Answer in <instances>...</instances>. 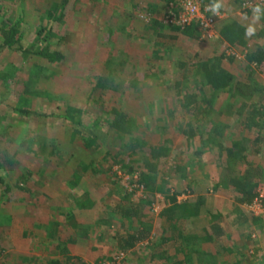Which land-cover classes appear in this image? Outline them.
Returning a JSON list of instances; mask_svg holds the SVG:
<instances>
[{
  "label": "rangeland",
  "instance_id": "rangeland-1",
  "mask_svg": "<svg viewBox=\"0 0 264 264\" xmlns=\"http://www.w3.org/2000/svg\"><path fill=\"white\" fill-rule=\"evenodd\" d=\"M43 1L0 0V46L4 23L21 16L22 46L37 52L47 45L38 38L41 15L47 13ZM192 1L201 15L208 7L213 25L184 22ZM212 1L69 0L49 45L60 53L57 62L0 47V176L11 170L7 181L14 186L4 194L0 182V264H47L63 254L67 264H264V177L251 202L238 201L226 178L244 165L227 163L226 151L215 142L224 139L230 146L238 136L248 159L264 168V119L249 128L236 113L227 116L226 98L209 100L197 71L199 61L218 57L236 77L234 90L261 87L253 98L264 100V64L248 62L247 49L229 45L220 34L224 22L237 19L255 28L250 46L264 47V4L251 0L249 9L247 0ZM153 20L161 23L156 31ZM96 82L104 83L103 90L90 96ZM198 84L207 94L200 108L212 116L219 111L218 120L229 126L226 136L216 132L207 143L198 126L209 130L216 119L185 104L192 92L201 100ZM232 101L234 111L244 100ZM68 106L84 109L74 116L78 123L62 116ZM112 108L133 118L134 134L146 142L137 151L130 150L128 136L122 140L106 126ZM91 126L101 138L90 149L84 140ZM192 126L197 135L185 141L183 131ZM257 135L259 145L253 143ZM149 158L158 162L155 190L141 180ZM69 165L78 168L77 175L86 169L75 186L69 184ZM173 196L178 203L190 202V208L198 205V212L186 217L179 210L172 227L162 213ZM214 225L221 234H214ZM177 227L190 239L188 253L179 249L182 239H163ZM144 229L146 239L122 247V236ZM208 232L214 241L206 240ZM64 245L62 254L58 249Z\"/></svg>",
  "mask_w": 264,
  "mask_h": 264
},
{
  "label": "trees",
  "instance_id": "trees-1",
  "mask_svg": "<svg viewBox=\"0 0 264 264\" xmlns=\"http://www.w3.org/2000/svg\"><path fill=\"white\" fill-rule=\"evenodd\" d=\"M20 3L24 4L27 0H19ZM47 4V13L45 16L41 15L40 20V26L38 28V35L39 39H43L47 42V45L42 47L37 52H31V48H24L22 46V40H23V32L20 30V27L24 21L25 16H21L19 20L16 22L11 23L12 20H10V23L5 22L3 25V28L1 30L2 37H3V44L0 47L8 46L10 48L16 47V49H19L24 55L29 56L31 53H34L37 56H42L43 58H46L49 62L54 63L57 62L58 59H60L59 52L54 51L51 52L49 50V45L51 44V38L52 35H57L55 33V30H57V27L61 25L63 22V18L66 11V6L68 4L69 0H60V2L57 1H50V0H44ZM43 1L42 4L45 2ZM216 0L212 1V5H214ZM23 9V8H22ZM152 27H154V30L156 31L159 25L161 23L158 20L152 21ZM195 26L192 24V27ZM191 27V26H190ZM246 29L247 27L241 23L237 19H230L223 23L220 34L222 37V40H224L226 43H228L231 46H242L247 49V52L245 54V57L248 62L255 63L258 66H262L264 64V47L262 45H257L255 47H251L248 42V36H246ZM263 34V33H262ZM194 67V66H193ZM106 68L108 69V72L110 71V65L106 63ZM197 71L201 72L203 74V77L205 78V81L203 80V85L205 87H208V91L210 92L211 99H218L222 96H224L225 103H226V109L225 114L229 116L232 113H236L235 115L240 118H245L244 123H246V127H254V126H261L260 121L264 119V100L258 99L256 100L254 97V94L256 90H261V87L254 88V91H244V90H234V87L238 83L236 81V77L230 73L223 65L222 61L218 57L214 58H208L201 60L197 63ZM31 73L35 74L34 71H31ZM37 73V72H36ZM187 78V77H185ZM181 84V82H178L177 85ZM104 83L101 85L99 82H96L94 85V91L90 94V96H95V94L99 90H103ZM199 89H201L202 97L200 100V95L197 93H191L187 94L185 96L186 98V105L193 106L195 109L201 110L205 114L210 115L211 119H216L215 123L212 125V127L209 130H201L198 126V131L202 133V141L207 143L212 140L213 134L215 136V133H219V137L226 136L225 132L229 128L227 124H223L218 120V115H220V112H215V114L212 116L213 111L209 112L206 108H200L204 103H206L207 94L203 90L204 87L200 84H198ZM178 88V87H176ZM264 89V88H263ZM178 94L180 93L179 90H177ZM264 92V90H263ZM227 95V96H226ZM101 97V94L99 92V98ZM243 99L244 101L240 102V105L238 108H236L233 111L234 103L233 99ZM91 99L87 98L86 101H90ZM252 101V102H251ZM87 102V103H88ZM219 109V108H218ZM19 111L24 115H29L30 112L27 109L20 108ZM84 109L82 108H72L71 106H68V109L66 110L65 114L62 116L66 118L67 120L71 121V123L75 124L78 123L80 120L75 121L74 116L80 115V113H83ZM86 111V109H85ZM54 115V114H53ZM197 116V115H196ZM209 118V121L211 119ZM106 126L116 135L119 136L122 140L128 136V138L131 139L129 141L130 150L135 152L137 151V147L141 146L142 143H146L143 141L140 137L136 136L135 133V123L133 122V118H128L127 114L123 111L112 108V110L109 112V117L105 118ZM89 135L84 140V146L87 148H92V145L99 146L100 138L101 136L98 133H95L94 131H91L94 129L93 126L88 127ZM75 133L78 132L77 129L74 130ZM197 128L192 126L188 128V131H183V134L185 135V141H191L197 134ZM83 135V134H82ZM206 136V137H205ZM134 137V138H133ZM235 138V139H234ZM231 141V145L227 146L224 142V139L215 140L217 147L219 148V151L225 150L229 161L227 163H231L234 165H239V163H243L244 168L239 169L236 172L234 171L233 174L226 178L227 187L234 188V191L237 196V200L240 202H251L256 196H257V188L258 185L261 182V179L264 177V168L260 165L253 164L245 154L246 148L244 147V141L240 140L239 137H234ZM261 137L257 135L253 139V143L256 145H259ZM31 142L34 143L33 138H31ZM192 143V142H191ZM190 143V144H191ZM42 147V146H41ZM39 146V150L41 148ZM261 149V146H257L255 148L256 151ZM202 151H198L197 155H202ZM153 157V156H152ZM155 157V156H154ZM157 157V155H156ZM118 159H120L119 156H117ZM150 162H145V170L141 172V180L146 182V187L150 188L152 190H155V177H153L157 171H158V162L152 161L150 158L148 159ZM68 173L71 176L70 179V185L75 186L81 177L82 174H85V166L83 169L80 168V175H77V167L76 166H68ZM183 166L178 167L179 170H183ZM85 170V171H84ZM11 171V170H9ZM8 171V172H9ZM3 174V176H0V182L5 185L4 194H9L13 190L14 186L8 184L7 176L11 174V172L8 174ZM186 176V175H185ZM76 178V179H75ZM229 179V180H228ZM26 186H22L18 184L17 188L28 190L25 188ZM158 190H162L160 187L157 188ZM176 196V195H175ZM175 196H173L170 200V203H172L170 206H168L165 211L162 213L163 216H165V221L169 226H174V222L172 220H175L176 214L178 215V211L181 210L183 212V215L186 217H195L197 212L198 205H196L194 208H190V202L187 203L186 201L183 203H178ZM2 197V196H0ZM201 204H203V201H200ZM217 216L216 214H213L212 217ZM220 216V214H218ZM214 234H221V230L219 229V226L214 225ZM172 230V228H171ZM213 233L208 232L206 235V240L212 242L215 240L216 237H214ZM26 235V234H25ZM146 230H139L137 233H127V235L122 236L120 238V243L123 248H133L137 245L138 242L144 240L147 238ZM170 238H175L177 240L182 239L185 241V246L182 248L179 247V249H183L188 253V251L191 249L189 246V238L184 236V232L182 231L181 227L175 228V230L172 233V236H163L164 240H169ZM64 248V249H63ZM66 245L62 246L61 249H58L60 253L66 252ZM63 254V253H62ZM165 252L161 253V257H168L169 255L165 256ZM61 255V254H60ZM64 255V258L69 261V256ZM188 257V256H187ZM64 258L60 257H52L48 260L47 264H67L66 260ZM175 264H180V262H176Z\"/></svg>",
  "mask_w": 264,
  "mask_h": 264
},
{
  "label": "built area",
  "instance_id": "built-area-1",
  "mask_svg": "<svg viewBox=\"0 0 264 264\" xmlns=\"http://www.w3.org/2000/svg\"><path fill=\"white\" fill-rule=\"evenodd\" d=\"M243 4L246 7H248L249 9H251L253 7L252 6L253 4H255V5H257V4L263 5L264 4V0H255V2H253V4H252L251 0H247ZM189 7L185 8V15L184 16H189L188 19L184 20V22L188 21V22H185V23H188V25L189 24L191 25L192 22H196L197 23L200 20L201 24L204 25L206 28H208L211 25H213V23H214L213 17L207 15V12H206L208 10V7H204V15L200 14L199 7L195 4V1H192V3L190 4ZM254 11H255V9H254ZM190 20H193V21H190Z\"/></svg>",
  "mask_w": 264,
  "mask_h": 264
},
{
  "label": "clouds",
  "instance_id": "clouds-1",
  "mask_svg": "<svg viewBox=\"0 0 264 264\" xmlns=\"http://www.w3.org/2000/svg\"><path fill=\"white\" fill-rule=\"evenodd\" d=\"M219 7V5H217ZM246 36H252L255 34V28L252 27L251 25L246 29Z\"/></svg>",
  "mask_w": 264,
  "mask_h": 264
}]
</instances>
